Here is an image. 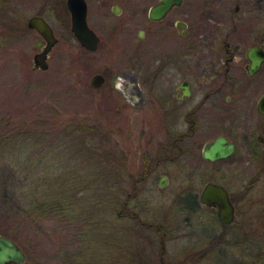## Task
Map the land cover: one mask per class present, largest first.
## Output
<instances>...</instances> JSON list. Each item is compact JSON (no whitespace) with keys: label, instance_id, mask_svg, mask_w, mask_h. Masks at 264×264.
<instances>
[{"label":"flooded vegetation","instance_id":"af4514ba","mask_svg":"<svg viewBox=\"0 0 264 264\" xmlns=\"http://www.w3.org/2000/svg\"><path fill=\"white\" fill-rule=\"evenodd\" d=\"M41 5L31 17L46 22L51 43L27 27L39 36L34 54L50 44L48 69L52 59L63 57L76 65L75 72L89 75L80 89L102 108L101 122L128 123L135 108L144 110V122L156 123L157 150H144L150 163L141 160L138 169L152 165L150 178L163 164L179 168L182 158L194 154L197 133L210 127L223 132L200 146L201 157L211 165L225 162L238 150L225 124L249 120L254 112L264 120L258 110L264 93L253 91L264 73V0H41ZM121 135L116 125L115 147L124 143ZM220 136L235 144V153L205 160L204 146ZM253 149L264 154V127L249 144L255 161ZM181 168L182 175L188 171ZM161 176L166 175L159 174L156 184ZM230 198L233 225L238 207L231 193ZM200 205L216 218L214 209Z\"/></svg>","mask_w":264,"mask_h":264},{"label":"rangeland","instance_id":"374dc122","mask_svg":"<svg viewBox=\"0 0 264 264\" xmlns=\"http://www.w3.org/2000/svg\"><path fill=\"white\" fill-rule=\"evenodd\" d=\"M41 7V0H10L5 10L10 11L9 16L16 23L26 25L29 17ZM38 37L33 32L17 42L4 45V38L0 36V136L7 130L4 128L6 122L10 126L8 129L14 126L11 124L14 122L10 123L8 119H21L31 109L34 113L55 117V120L102 123L99 121L102 108L97 106L92 95L80 89L90 76L75 72L73 68L76 65H72L67 58L55 57L45 71L32 69ZM253 91L258 96L264 93V73L255 79ZM143 111L134 108L130 122L116 123L122 128L121 136L124 139L119 146L128 155V164L133 172L139 169L144 150L152 154L156 152L160 138L156 123L143 121ZM103 123L116 129L115 124ZM224 127V132L238 146L232 158L213 165L203 161L200 146L223 132V129L210 127L197 133L194 154L178 162L180 169L176 163L163 164L159 172L156 171L140 186L136 200L138 209L142 210L140 218L142 223H153L156 226L153 229L138 226L134 221H117L113 214H108L109 203L98 209H102L103 217L108 219L107 229L103 234L93 235L89 243L78 220L64 222L46 218L38 222L30 219L13 221L0 215V229L10 234L9 237L25 252L24 264H89V260L95 257L99 260L97 264H160V259L163 264H252L251 257L243 248L264 244V225L245 226L239 230L236 223L228 232H224L212 220H207L210 214L201 205L194 212L179 205L182 194L179 191L183 190L179 179L191 178L187 188L196 199L203 183L213 181L223 184L232 195L235 194V204L240 206L241 213L249 211L255 217L263 211L264 175L259 177L263 172H260V165L251 159L248 150L257 130L264 127V120L254 112L251 119L227 123ZM13 141L14 144L11 142L9 146L0 147V150L18 153L16 169L20 174L28 158H36L40 153H45L48 147L46 142L31 146L32 141ZM44 159L43 165L47 161V158ZM181 167L188 170L183 175ZM159 174H165L169 179L164 187L156 184ZM250 187L251 190L247 192ZM110 197H116L115 193L107 196ZM244 233L248 234H245V242L240 246L237 244L240 239L237 238ZM101 245L103 250L99 248Z\"/></svg>","mask_w":264,"mask_h":264},{"label":"trees","instance_id":"16d2710c","mask_svg":"<svg viewBox=\"0 0 264 264\" xmlns=\"http://www.w3.org/2000/svg\"><path fill=\"white\" fill-rule=\"evenodd\" d=\"M9 1L0 0V36L4 38V45L17 42L31 33L27 24L20 25L9 16L10 11L5 10ZM44 115L48 114H37L31 109L21 119H8L10 123L14 122L11 123L14 124L11 129H8V122L4 124L7 130L0 136V147L9 146L11 142L14 144L13 140L18 139L25 143L32 141L31 146L46 142L48 147L45 153H40L36 158H28L21 174L16 169L18 153L0 150V215L13 221L30 219L38 222L46 218L65 220L64 222L78 220L89 243L93 235L106 231L108 219L103 217L102 209H98L109 203L108 214H113L117 221H134L138 226L155 228L153 223H142V210L138 209L136 203L140 186L150 179L152 165L137 170L138 172L131 171L128 155L123 148L114 146L113 128L108 124H88L76 119L55 120V117ZM141 156L145 165L150 163L146 155ZM253 156L262 169L260 177L264 175V154L253 149ZM44 158H47L45 165L42 163L46 160ZM187 186H180L183 190L179 191L182 193L179 205L182 209L194 212L200 207V202L193 197ZM249 190L251 187L247 192ZM113 193L116 197L107 198ZM233 198L236 202L235 194ZM207 211L210 214L207 220H212L224 232H228L232 225L220 224ZM236 223L239 230L256 224L262 226L264 209L253 217L249 211L241 213L238 206V219L234 224ZM0 234L10 235L2 229ZM245 234L248 233L237 238L240 239L237 241L240 246L245 242ZM255 245L256 247L243 248V251L247 250L245 253L251 257L250 263L264 264V244ZM99 248L103 250L104 247L101 245ZM93 263H99L98 257L89 260V264ZM160 264H163L161 259Z\"/></svg>","mask_w":264,"mask_h":264},{"label":"water","instance_id":"95a60500","mask_svg":"<svg viewBox=\"0 0 264 264\" xmlns=\"http://www.w3.org/2000/svg\"><path fill=\"white\" fill-rule=\"evenodd\" d=\"M75 20L74 16V22ZM27 25L29 28L37 30L45 41L51 43V29L42 18L30 17ZM36 45L40 47L41 40ZM49 45L33 55L32 69L43 71L48 69ZM96 79L98 76L94 77L93 82ZM258 110L264 115V95L259 100ZM235 151V144L220 136L204 146L202 156L205 160L214 162L229 158ZM167 183L168 178L166 176L159 177L157 181L159 187H164ZM199 200L204 206L214 209L216 218L221 224L229 225L235 220V207L231 201L230 192L222 184L206 182L199 193ZM25 262L26 254L22 248L10 237L0 234V264H24Z\"/></svg>","mask_w":264,"mask_h":264}]
</instances>
